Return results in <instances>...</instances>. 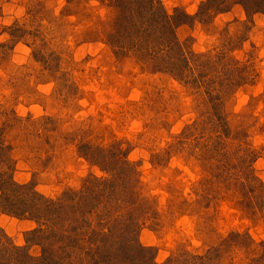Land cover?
Returning a JSON list of instances; mask_svg holds the SVG:
<instances>
[{"label":"rangeland","instance_id":"1","mask_svg":"<svg viewBox=\"0 0 264 264\" xmlns=\"http://www.w3.org/2000/svg\"><path fill=\"white\" fill-rule=\"evenodd\" d=\"M207 1L0 0V172L9 160L45 199L14 216L0 186V264H55L44 251L66 252L56 241L79 204L122 220L91 217L110 231L73 264H108L116 241L111 261L137 264L135 237L157 264H264V202L235 184L264 182V13ZM130 11L146 19L132 38L117 32ZM117 170L135 191L123 198L144 204L138 227L125 185H88Z\"/></svg>","mask_w":264,"mask_h":264},{"label":"trees","instance_id":"2","mask_svg":"<svg viewBox=\"0 0 264 264\" xmlns=\"http://www.w3.org/2000/svg\"><path fill=\"white\" fill-rule=\"evenodd\" d=\"M232 3L240 4L246 10H249L251 7V8H254V10H256V12L264 13V0H208L206 2V4H213L216 12H220L222 10L224 11L225 9H228L229 4H232ZM154 4H156V3L155 2L153 3V7H154ZM130 13H131L132 17L129 16L128 20L126 17V24H127V22L130 21L129 24H127V25L124 24L123 28L119 27L117 32H118V35H128L130 38H132L133 37L132 31H131L132 20H133V23L135 25V30H136V28H137V30H139L142 28L141 25L146 22V19H143L142 16H140V15H135V11H130ZM155 14H157L156 11L152 9V13L150 12V16H154V19L152 17H148L149 20L153 19L154 23L156 22L155 19H157ZM167 18H168V21L170 22L171 17L167 16ZM108 155H106L105 157L107 158ZM118 164L120 165L121 168L124 167L125 169L129 170L130 173L127 175V178L130 179L134 175L133 167L131 166V164L126 163V162H122V161H119ZM9 165L10 164H9V160H8V161H6V164L4 165L6 172H0V186L2 187V189H4V190H2L3 191L2 203L6 206L5 207L3 205V207H5L4 210H6L7 213L12 214L14 216H21L23 214L22 212H24L25 215L31 214V212H29V211L27 212L28 209H33L32 211H36V212L39 211V205L41 203H38V201H39V199L42 201H44L45 199L42 197V195H40L36 191H34V190L30 191V188L28 187V185L18 184L13 179V175H12L13 171L11 169V166H9ZM248 174L249 173H247V176H248ZM91 177L92 178L88 184L89 186H94L96 188H99V187L101 188L102 186H104L106 191L107 190L111 191L112 188L119 187L120 183H122L123 185L126 186L125 190H122V192H121L122 200L124 201V203L126 205L123 208V211L125 213L124 215L125 216L130 215L133 218V220H135V222H136L135 226L138 227V225L141 221V220H138L139 217L137 216V213L140 211V210L138 211V208L144 206V204L141 205V204H139V202L133 203L131 201V198H129V197H128V199H126L127 194H130V195L135 194V191L129 189L130 187L127 186L124 175H122V173H120L119 170H117V173H114L111 176V178H108L105 180L100 179L96 176H91ZM116 179H118V180H116ZM256 181L259 183H257ZM256 181L252 180V178L250 180V183L254 186L252 191H250L248 189L249 181L247 179H243V177H239L238 180L235 181V184L240 188V191H241V192L239 191L240 193L237 192V195H239L243 199V201L246 200L247 203L250 204V208L256 207V205L253 204L256 198L259 201L264 202V182H261L258 180H256ZM245 191H247V192H245ZM28 193H29V195H28ZM81 195H82V193H78L77 194L78 198ZM123 195H125L124 197H126V198H123ZM138 200L141 201L140 197L138 198ZM259 201H258V203H259ZM30 202H33L34 206H33V203H30ZM45 206L46 205H44V207ZM49 206H50V204H48V208L50 209ZM79 206L82 208V210L75 209L77 214H74L73 216L71 215L69 221L66 219L65 225H67V228L63 231L62 234L59 235L61 237L58 241H56L57 243L55 242L56 244L63 243V245L65 246L64 248H65L66 252L64 251L65 253H62L63 249L61 250L59 248L57 250V254H56L54 251V248L52 246L53 242L51 240V243L49 246V253L50 254H46V251H44V260H46V262L48 261L47 259L50 258V259L54 260L55 264H73V261H79L81 256H82V253L86 252V251H84V249L86 248L85 246L87 245V242L85 241L84 238H88L91 242V241H93V239L95 237H99V235L101 233L103 236L107 235V233L110 231L109 228L104 229L103 232H98L97 230H95L93 227L90 226L89 221H91V219H90L91 217H95L94 220H100L101 223H104L105 221H108L109 223H111V221L118 222L119 220H122V218L119 216V214H117L116 210H114L113 212L111 211L107 214H97L98 208H96V207H94V209H92V211H89V209L87 208V206L85 204H79ZM132 218H130V219H132ZM93 225H94V223H93ZM43 231H44V229H40V230L36 231V233L37 232L40 233ZM236 237H240V234L237 235ZM110 239H111V237L109 238V240ZM102 240H103V237H102V239L101 238L97 239L92 244L94 248H92L90 251H93L95 248H97L100 245V243L102 242ZM120 242L121 241H116L115 244H114V242H112L113 248H110V250L113 253H109V255L107 253V255L110 257V259L107 261L108 264H119V262H121V261H117V260L111 261L112 255L119 253L120 246L122 245ZM263 247H264V245H263ZM71 249L73 250L72 253H70L68 251ZM113 250H116V251H113ZM122 250H124V249H122ZM130 251H133L135 253V257L137 259V261H135V262H138L137 264H157V262H156V260H154V258H153V260L150 259L149 257L146 258V255H150V253L152 252V249L144 247L138 241L137 237H135V248H133V249L131 248ZM142 253L145 254L146 259L139 260L137 258V256L139 254H142ZM108 256H106V257H108ZM260 259H262V260L264 259V249H263V254H262ZM132 261H134V259ZM194 261H195V264H214V262L212 260V256L209 254L206 256L196 255V256H194ZM46 264H48V263H46ZM167 264H192V263H190V262L181 263L180 260H176L175 258H173V259H170Z\"/></svg>","mask_w":264,"mask_h":264}]
</instances>
